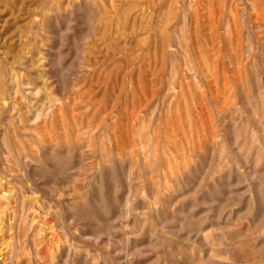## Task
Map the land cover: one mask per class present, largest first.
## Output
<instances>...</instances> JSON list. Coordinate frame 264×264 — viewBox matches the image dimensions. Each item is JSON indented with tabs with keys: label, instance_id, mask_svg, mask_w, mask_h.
Returning <instances> with one entry per match:
<instances>
[{
	"label": "rangeland",
	"instance_id": "1",
	"mask_svg": "<svg viewBox=\"0 0 264 264\" xmlns=\"http://www.w3.org/2000/svg\"><path fill=\"white\" fill-rule=\"evenodd\" d=\"M0 264H264V0H0Z\"/></svg>",
	"mask_w": 264,
	"mask_h": 264
},
{
	"label": "bare ground",
	"instance_id": "2",
	"mask_svg": "<svg viewBox=\"0 0 264 264\" xmlns=\"http://www.w3.org/2000/svg\"><path fill=\"white\" fill-rule=\"evenodd\" d=\"M38 118V117H37ZM2 184V183H1Z\"/></svg>",
	"mask_w": 264,
	"mask_h": 264
}]
</instances>
